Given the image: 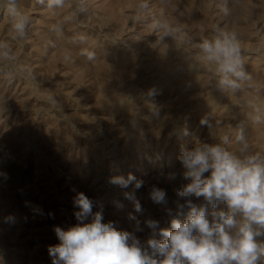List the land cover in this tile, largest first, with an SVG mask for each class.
Listing matches in <instances>:
<instances>
[{
    "label": "rangeland",
    "instance_id": "1",
    "mask_svg": "<svg viewBox=\"0 0 264 264\" xmlns=\"http://www.w3.org/2000/svg\"><path fill=\"white\" fill-rule=\"evenodd\" d=\"M245 1L246 0L240 3V0H227L230 14L225 16L221 11L224 0H197V2L196 0H128L130 5L128 2L125 3V5L123 4L125 8L124 6L122 8L120 7V10H118L119 16L116 19L111 17L110 11L105 10L106 14L103 12L104 0L103 2L102 0H85L86 7L84 6L85 10L83 12H78V0H67V6L65 5L64 8L55 10L54 15L52 10L50 11L46 7L35 4V0H21L23 10L31 17V23L25 37L18 41L11 39L12 33L7 29L6 20L0 16V33H2L0 34V38L7 40L13 48H15L19 55L20 63H25L24 65L30 66L35 77L34 80L26 79L21 73L16 76L11 84L0 79V94L3 92L0 98H5L4 104L2 100H0V264H51L48 247L59 243L54 232V227L59 226L67 230L69 227L78 223L74 215L78 209L73 206V197L76 192H83L93 200V212L103 211L104 222H119L118 226L121 224V229L116 226L118 230L131 232L142 241L149 237L150 230L141 223L140 227L143 228V231H136L135 222L129 219V213L136 215L141 221L151 218L158 220L161 228H170V220L172 217H169L167 213H165L164 206L154 204L149 199L148 193L152 186L166 190L169 201L167 207L175 211L174 201L177 197L174 189L179 187L182 183H185L180 175L183 172V168L178 159L181 149H190L197 141L204 143L210 142L209 144L217 142L213 134V129L215 128V132L218 133L217 136L225 134L230 137L234 136L233 128L228 126L225 122V119L230 116L227 114L228 110L230 114L232 110L234 112L235 110H239L235 113L232 112V114H238L240 117L242 116L250 120H248V126L246 127L249 135L253 133L251 136L247 135L251 149L253 151H264V123H254V117L257 114L255 109L259 108L261 111H264V63L261 62L264 55L262 50H259L260 39L264 36V32L262 33L261 31H264V0H247L246 2L248 4H246ZM142 3H147L149 8L141 9L140 5ZM150 4L153 5V7ZM126 5L128 6L126 7ZM258 6L260 8L257 10ZM39 7H41L42 10ZM249 8L251 9V14L253 12L254 15L246 11ZM253 9H256L255 11H257V13H255ZM107 12L108 16L111 18L107 16ZM56 13L59 15V19ZM82 14H87V17L83 18L84 15ZM133 15L138 17V19L134 18ZM120 16L122 20H120ZM259 16H261V19H259ZM250 17H252L251 21ZM106 18H108V20ZM113 19L116 21H113ZM156 20L169 21L168 23L170 25L182 29L195 43H198L204 37H210L217 25L226 27L229 30H234L235 28L236 32L239 30L237 34L240 43H242L243 62L246 70L249 68L247 71L252 77V81L250 82L251 87H245L236 96L232 95L230 92L222 93V91L216 87V80L212 77L207 67L201 70L190 68V61L186 59L183 53L184 51L177 47L178 42L176 45V42L169 37H166L164 41L170 47H168L166 51L167 55L163 52V49L155 46L157 39L156 35H159V33L153 32L152 25ZM144 21L146 22L145 27L143 26L144 31L142 30L138 33L140 29L139 26H141ZM59 22L64 25L63 36H59L51 30L52 26ZM237 22L239 24H237ZM148 24L152 26H149L151 31L146 27ZM68 27H70V29ZM137 27L139 28L137 29ZM146 32L148 35L144 34ZM49 37H51V39ZM69 37L74 38L69 39ZM139 37H143L142 40L139 39ZM90 44L93 45L91 46ZM94 47L95 49L93 50ZM149 48H151L152 51ZM82 49L95 51L96 55L99 56L98 59L96 58L94 62L88 61L86 57L80 55ZM176 49H179L180 54L173 52ZM109 50L113 53H110ZM193 51H195V48H193ZM154 53L157 54L154 55ZM173 53L177 55L175 56ZM66 54L70 57L67 60L64 58ZM150 54L152 60L151 56H149ZM160 54L164 56L162 55L161 57ZM158 55H160V58H158ZM153 56L155 59H153ZM142 58H144L143 61ZM102 59L104 61H102ZM105 59L107 60L105 61ZM99 60L100 63H98ZM128 60L131 63H129ZM153 61L158 62L153 63ZM162 62H164V64ZM166 62L169 63L168 66ZM118 63L119 65L117 66L116 64ZM131 64L134 66H131ZM157 64H159L160 67ZM172 64L174 65L173 67ZM98 65L101 66V68H99ZM141 65L150 67L147 69L146 66L143 67ZM176 65L178 67H176ZM182 66H184V68ZM152 67L155 70H153ZM166 67L170 68L173 75L176 73L175 76H173L172 73H170V76L169 73L166 74L167 71L164 72L165 70H163ZM116 68L118 69L116 70ZM258 68L260 70L263 69L260 71ZM146 70L150 71L147 73L145 72ZM124 71H127L126 74L129 77ZM160 72H163L162 76H159L161 75ZM113 73L115 74L113 75ZM120 74L121 77L119 76ZM122 76L124 78H122ZM182 77L183 79L181 81L179 78ZM56 79H58V81H56ZM116 79L118 80L116 81ZM27 80H29L28 83ZM61 80L64 82L62 83ZM159 80L164 81H160V84ZM190 80H192V82ZM125 81H127V83ZM178 81H180V83ZM25 82L29 87H26ZM190 82L191 85H189ZM182 83H186L188 86H183ZM174 84L176 86H181L185 91L183 90L182 92V89L180 87L177 88ZM210 84H212V86ZM137 85L138 87H136ZM154 85L156 88H153ZM24 86L26 89V98L29 96L38 98V96L43 95L44 98H41L40 101L38 100L37 104L36 102H26L24 100L25 97H19V93L22 89L21 87ZM58 86H60V88ZM139 87L144 90H140ZM150 88L156 90V94L151 97L147 95ZM246 88H249V90ZM27 89L28 91L31 90L29 92L32 93H29ZM174 89H176V93ZM43 91H45V94ZM184 92H187L186 95ZM37 93L39 94L37 95ZM45 95L48 96V98L45 97ZM104 95L106 96L105 98ZM206 95H208L210 99H208ZM182 96L184 97L182 98ZM239 96L242 97L240 98ZM113 97L116 99H113ZM111 99L112 101H110ZM185 99L190 100L184 101ZM204 102L206 105H204ZM115 103H118L117 105L119 106L117 107ZM119 103H121L122 106ZM113 104L114 106H112ZM219 105L222 108L221 110H219ZM218 111L220 112L218 113ZM224 116L225 118H223ZM198 117H201V119ZM202 119H209L208 123L202 124ZM216 120L220 122L221 126L217 125ZM5 125L9 129L6 128ZM17 126L18 128H16ZM7 129L9 131H7ZM13 129L15 130L13 131ZM21 129L24 131L22 132ZM185 129H187L188 135L183 134ZM13 132L15 133L12 134ZM256 132L258 135H255L257 134ZM16 133L21 136L23 134L24 137L18 138ZM136 135H138L137 137L139 139ZM12 136L15 137L12 139ZM252 136H254L255 140L258 138V141H253ZM177 137L179 139H176ZM261 137H263V139H260ZM261 140L262 143L260 142ZM254 143H257V145ZM234 145L233 143V148L235 147ZM24 147L27 148L26 150L29 149L25 152L27 155L26 158H22V148L25 150ZM109 154H111L112 157ZM98 155H100V157L102 156V160L99 159ZM35 165L37 166L35 167ZM39 170L40 172H38ZM129 173L133 174L138 180L144 182L141 188L134 189V187L130 185L127 189H122L118 185L109 183L111 177H127ZM169 173H176V179L169 180ZM36 174H38L43 181L38 179ZM46 180L48 182H46ZM8 186L9 188H7ZM32 188L35 189L32 190ZM36 188L39 189L37 190ZM73 189H75V191H73ZM38 191H40V193H38ZM124 192H134L135 200L139 201L142 209H144L142 214L135 212L133 200L126 199ZM195 202L200 203L199 200ZM219 207H224V205L220 203ZM106 208L110 209V211ZM184 211L186 213L187 209ZM211 211L212 209L209 208V219L211 218ZM49 213L52 215L50 216ZM182 217L183 216H178L176 218L183 219L184 217ZM23 224L25 225L23 226ZM40 225L45 227H41Z\"/></svg>",
    "mask_w": 264,
    "mask_h": 264
},
{
    "label": "clouds",
    "instance_id": "2",
    "mask_svg": "<svg viewBox=\"0 0 264 264\" xmlns=\"http://www.w3.org/2000/svg\"><path fill=\"white\" fill-rule=\"evenodd\" d=\"M66 2L35 0V4L52 10L53 14L64 8ZM78 3V12H83L85 0ZM140 7L146 9L148 5L142 3ZM221 11L225 16L230 14L227 0ZM0 16L6 20L12 40L25 37L31 17L23 10L21 0H0ZM51 30L59 36L64 34L62 23L54 24ZM153 32L159 33L156 47L166 53L169 47L164 42L166 37L172 38L176 45L178 42L177 47L184 51L190 67H207L222 92L237 95L251 86L252 77L244 65L236 31L217 25L210 37L195 43L182 29L165 20H156ZM80 55L90 62L97 58L96 53L88 49H82ZM69 58L66 54L65 59ZM21 73L26 79H35L31 67L20 63L13 46L0 39V79L11 84ZM155 94V89L147 92L150 97ZM0 100L5 103V99ZM255 111L254 122L264 123V111L259 108ZM201 123L208 121L202 119ZM232 128V137L217 136L215 128L213 134L217 142L197 141L190 149H181L178 159L185 183L174 189L175 214L167 207L166 190L151 187L149 199L164 206L167 215L172 217L170 228H161L158 220L141 221L129 213L136 231H143L141 223L150 230L149 237L142 241L131 232L118 230L112 221L104 222L102 211L93 212V200L83 192H76L73 206L78 209L74 213L78 223L67 230L54 227L59 243L48 247L51 264H264V151L251 149L243 121ZM183 134L188 135L187 129ZM176 177V173L168 174L169 180ZM109 183L122 189L130 185L139 189L144 184L131 173L127 177L113 176ZM124 196L133 200L136 213H143L134 192H124ZM220 203L224 207H219ZM209 208L212 209L210 219ZM178 216L184 218H176Z\"/></svg>",
    "mask_w": 264,
    "mask_h": 264
},
{
    "label": "bare ground",
    "instance_id": "3",
    "mask_svg": "<svg viewBox=\"0 0 264 264\" xmlns=\"http://www.w3.org/2000/svg\"><path fill=\"white\" fill-rule=\"evenodd\" d=\"M86 1H87V0H86ZM122 1H123L124 3H123ZM243 1H244V0H243ZM243 1L240 0V3H241V2L243 3ZM246 1H247V0H246ZM246 1H245V2H246ZM262 1H263V0H262ZM68 2H69V1H68ZM68 2H67V3H68ZM70 2H72V1H70ZM100 2H101V1H100ZM102 2H103V0H102ZM127 2H128V0H104V3H103V9H104V10H103V12H105V10L110 11V13H111V17L117 19L118 16H119V11H118V10H120V7L122 8V7L125 5V3H127ZM131 2H132V1H131ZM150 2H151V1H150ZM152 2H153V1H152ZM196 2H197V0H196ZM263 2H264V1H263ZM67 3H66V4H67ZM72 3H73V2H72ZM66 4H65V5H66ZM89 4H90V3H89ZM123 4H124V5H123ZM128 4L130 5L129 2H128ZM133 4H134V3H133ZM151 4H152V3H151ZM151 4H150V5H151ZM191 4H192V3H191ZM246 4H248V3L246 2ZM246 4H245V5H246ZM250 4H251V3H250ZM256 4H257V3H256ZM256 4H255V5H256ZM258 4H260V3H258ZM37 5H38V4H37ZM71 5H73V4H71ZM136 5H137V4H136ZM153 5H154V3H153ZM153 5H151V6L153 7ZM243 5H244V4H243ZM66 6H67V5H66ZM68 6H69V5H68ZM84 6H85V5H84ZM91 6H92V5H91ZM127 6H128V5H126V7H127ZM133 6H134V5H133ZM133 6H132V7H133ZM186 6H187V5H186ZM250 6H251V5H250ZM76 7H77V6H76ZM85 7H86V6H85ZM98 7H99V5H98ZM152 7H151V8H152ZM245 7H246V6H245ZM245 7H244V8H245ZM39 8L41 9V7H39ZM95 8H96V6H95ZM100 8H101V7H100ZM124 8H125V6H124ZM148 8H149V7H148ZM155 8H156V7H155ZM187 8H188V7H187ZM250 8H251V7H250ZM250 8H249V9H250ZM252 8H253V6H252ZM252 8H251V9H252ZM254 8H255V7H254ZM259 8H260V7L258 6L257 10H258ZM262 8H263V7H262ZM88 9H89V7H88ZM97 9H98V8H97ZM97 9H96V10H97ZM249 9L246 10V11H249L250 14H251V9H250V10H249ZM41 10H42V9H41ZM45 10H47V9H45ZM63 10H64V9H63ZM123 10H124V9H123ZM126 10H127V9H126ZM130 10H131V9H130ZM185 10H186V9H185ZM253 10H254V9H253ZM255 10H256V9H255ZM255 10H254V11H255ZM261 10H262V9H261ZM50 11H51V10H50ZM72 11H74V10H72ZM190 11H191V10H190ZM192 11H193V10H192ZM42 12H43V11H42ZM59 12H60V11H59ZM129 12H130V11H129ZM204 12H205V11H204ZM60 13H61V12H60ZM71 13H72V12H71ZM75 13H76V12H75ZM75 13H74V14H75ZM93 13H94V11H93ZM121 13H122V12H121ZM125 13H126V12H125ZM154 13H155V12H154ZM154 13H153V14H154ZM255 13H257V11H255ZM263 13H264V12H263ZM39 14H40V13H39ZM51 14H52V13H51ZM105 14H106V12H105ZM123 14H124V11H123ZM248 14H249V13H248ZM252 14L254 15L253 12H252ZM252 14H251V15H252ZM258 14H259V13H258ZM48 15H49V14H48ZM53 15H54V14H53ZM56 15H57V13H56ZM80 15H81V13H80ZM82 15H84L83 18H84V17H87V14H82ZM124 15H125V14H124ZM126 15L129 16L128 14H126ZM130 15H131V14H130ZM134 15H135V14H134ZM134 15H133V16H134ZM150 15H151V14H150ZM242 15H243V14H242ZM263 15H264V14H263ZM57 16H58V19H59V15H57ZM63 16H64V15H63ZM74 16H75V15H74ZM77 16H78V15H77ZM95 16H96V15H95ZM95 16H94V17H95ZM107 16H108V12H107ZM248 16H249V15H248ZM261 16H262V15H261ZM261 16H259V19H261V18H260ZM47 17H48V16H47ZM55 17H56V16H55ZM108 17H110V16H108ZM111 17H110V18H111ZM122 17H123V16H122ZM148 17H149V16H148ZM237 17H239V16H237ZM241 17H242V16H241ZM255 17H256V16H255ZM263 17H264V16H263ZM51 18H52V17H51ZM98 18H99V17H98ZM100 18H101V17H100ZM125 18H126V17H125ZM128 18H130V17H128ZM128 18H127V19H128ZM131 18H132V15H131ZM131 18H130V19H131ZM134 18L138 19V17H135V16H134ZM134 18H133V19H134ZM222 18H223V17H222ZM251 18H252V17H250V21H251ZM68 19H69V18H68ZM88 19H89V18H88ZM92 19H93V18H92ZM106 19L108 20V18H106ZM127 19H126V20H127ZM142 19H144V18H142ZM148 19H149V18H148ZM153 19H154V18H153ZM244 19H245V18H244ZM253 19L255 20L254 17H253ZM262 19H263V18H262ZM60 20H61V19H60ZM62 20H63V19H62ZM114 20H115V19H113V21H114ZM120 20H122L121 16H120ZM123 20H124V19H123ZM134 20H135V19H134ZM144 20H146V19H144ZM55 21H56V20H55ZM64 21H65V20H64ZM115 21H116V20H115ZM124 21H125V20H124ZM149 21H150V20H149ZM152 21H153V20H152ZM152 21H151V22H152ZM256 21H257V20H256ZM51 22H52V20H51ZM57 22H58V21H57ZM100 22H101V21H100ZM119 22H120V21H119ZM132 22H133V21H132ZM147 22H148V21H147ZM151 22H150V23H151ZM168 22H169V21H168ZM261 22H262V21H261ZM59 23H60V22H59ZM124 23H125V22H124ZM124 23H123V25H124ZM134 23H135V22H134ZM226 23H227V22H226ZM263 23H264V21H263ZM263 23H262V24H263ZM64 24H65V23H64ZM140 24H141V23H140ZM233 24H234V23H233ZM237 24H239V23L237 22ZM137 25H138V24H137ZM145 25H146V22L144 21V22L141 24L142 27L139 26L140 29H139V32H138V33H140L142 30L144 31L143 26L145 27ZM63 26H64V25H63ZM95 26H96V25H95ZM149 26H150V25L148 24L146 27L150 29V27H152L153 25L150 26V27H149ZM235 26H236V25H235ZM139 27H137V29H138ZM231 27H232V26H231ZM241 27H242V24H241ZM3 28H4V27H3ZM65 28H66V26H65ZM68 28L70 29V27H68ZM147 28H146V30H147ZM236 28H237V27H236ZM244 28H245V26H244ZM7 29H8V28H7ZM35 29H36V28H35ZM38 29H39V28H38ZM38 29H37V30H38ZM42 29H43V28H42ZM71 29H72V28H71ZM98 29H99V28H98ZM137 29H136V30H137ZM239 29H242V28H239ZM248 29H249V27H248ZM248 29H247V30H248ZM44 30H46V29H44ZM44 30H43V31H44ZM131 30H132V29H131ZM146 30H145V31H146ZM258 30H259V29H258ZM7 31H8V30H7ZM34 31H35V30H34ZM46 31H47V30H46ZM73 31H74V30H73ZM149 31H151V29H150ZM234 31H236L235 28H234ZM238 31H239V30H238ZM238 31H237V32H238ZM242 31H243V30H242ZM242 31H240V32H242ZM261 31H262V33L264 32L263 30H261ZM261 31H260V32H261ZM4 32H5V31H4ZM38 32H39V30H38ZM40 32H41V31H40ZM246 32H247V31H246ZM47 33H48V32H47ZM72 33H74V32H72ZM72 33H70V34H72ZM134 33H135V32H134ZM0 34H2V33H0ZM40 34H41V33H40ZM49 34H50V31H49ZM74 34H76V33H74ZM74 34H73V35H74ZM129 34H130V33H129ZM141 34H142V33H141ZM144 34H147V32L144 33ZM240 34H243V33H240ZM41 35H43V34H41ZM139 35H140V34H139ZM142 35H143V34H142ZM147 35H148V34H147ZM129 36H130V35H129ZM51 37H52V36H51ZM51 37H49V38L51 39ZM144 37H145V36H144ZM2 38H3V37H2ZM65 38H66V37H65ZM70 38H74V37H69V39H70ZM131 38H132V37H131ZM133 38H134V37H133ZM135 38H136V37H135ZM142 38H143V37H142ZM142 38L139 37V39H141V40H142ZM243 38H244V37H243ZM0 39H1V38H0ZM71 40H72V39H71ZM71 40H70V41H71ZM88 40H89V38H88ZM141 40H140V41H141ZM147 40H148V38H147ZM51 41H52V40H51ZM89 41H90V40H89ZM145 41H146V39H145ZM167 41H168V40H167ZM49 42H50V41H49ZM64 42H65V41H64ZM141 42H142V41H141ZM72 43H73V42H72ZM76 43H77V42H76ZM92 43H93V42H92ZM65 44H66V43H65ZM69 44H70V43H69ZM77 44H78V43H77ZM144 44H145V43H144ZM150 44H151V42H150ZM241 44H242V43H241ZM90 45L92 46L93 44H90ZM80 46H81V45H80ZM88 46H89V43H88ZM146 46H147V45H146ZM150 46H151V45H150ZM14 47H15V46H14ZM70 47H71V45H70ZM76 47H77V46H76ZM82 47H83V46H82ZM86 47H87V45H86ZM71 48H72V47H71ZM79 48H80V47H79ZM114 48H115V47H114ZM169 48H170V47H169ZM14 49H15V48H14ZM74 49H75V48H74ZM94 49H95V47L93 48V50H94ZM146 49H147V48H146ZM149 49H151V48H149ZM155 49H156V48H155ZM161 49H163V48H161ZM174 49H175V48H174ZM260 49L262 50L263 55H264V36H262V38L260 39V42H259V50H260ZM56 50H57V49H56ZM76 50H77V48H76ZM102 50H103V49H102ZM159 50H160V49H159ZM159 50H158V51H159ZM171 50H172V49H171ZM171 50H170V51H171ZM36 51H37V50H36ZM58 51H59V50H58ZM103 51H105V50H103ZM110 51H111V50H109V52H110ZM151 51H152V49H151ZM49 52H50V51H49ZM76 52H77V51H76ZM94 52H95V51H94ZM145 52H146V51H145ZM168 52H169V50H168ZM173 52H177V53H179V49H178V50L176 49V50L173 51ZM258 52H259V51H258ZM99 53H100V52H99ZM99 53H98V54H99ZM110 53H113V52H110ZM135 53H136V52H135ZM170 53H171V52H170ZM181 53H182V52H181ZM183 53H184V52H183ZM25 54H26V53H25ZM100 54H101V53H100ZM108 54H109V53H108ZM108 54H107V55H108ZM156 54H157V53H154V55H156ZM166 54H167V53H166ZM173 54L175 55V53H173ZM179 54H180V53H179ZM184 54H185V53H184ZM73 55H74V54H73ZM101 55H102V54H101ZM160 55H161V54H160ZM160 55H158V58H160V57H159ZM162 55H163V54H162ZM162 55H161V57H162ZM167 55H168V54H167ZM169 55H170V54H169ZM171 55H172V54H171ZM174 55H173V56H174ZM176 55H177V54H176ZM176 55H175V56H176ZM104 56H105V54H104ZM149 56H151V54H150ZM163 56H164V55H163ZM173 56H172V57H173ZM185 56H186V55H185ZM246 56H247V55H246ZM98 57H99V56L97 55V59H98ZM111 57H112V56H111ZM114 57H115V56H114ZM153 57H154V56H153ZM169 57H170V56H169ZM178 57H179V56H178ZM64 58H65V57H64ZM64 58H63V59H64ZM76 58H77V57H76ZM129 58H130V57H129ZM129 58H127V59H129ZM149 58H150V57H149ZM256 58H257V57H256ZM111 59H112V58H111ZM131 59H132V58H131ZM153 59H155V57H154ZM164 59H165V57H164ZM169 59H170V58H169ZM173 59H174V58H173ZM106 60H107V59H105V61H106ZM108 60H109V59H108ZM113 60H115V59H113ZM137 60H138V59H137ZM140 60H141V59H140ZM143 60H144V58H142V61H143ZM151 60H152V56H151ZM262 60H263V61H262ZM262 60H261V62L264 63V58H263V57H262ZM68 61H69V60H68ZM102 61H104V60L102 59ZM109 61H110V60H109ZM128 61H129V60H128ZM158 61H159V60H158ZM158 61H157V62H158ZM21 62H22V61H21ZM71 62H72V61H71ZM111 62H112V60H111ZM111 62H110V64H111ZM132 62H133V61H132ZM135 62H136V60H135ZM149 62H150V61H149ZM154 62H156V61H153V63H154ZM157 62H156V63H157ZM159 62H160V61H159ZM167 62H168V61H167ZM167 62H166V63H167ZM169 62H170V61H169ZM64 63H65V62H64ZM98 63H100V60H99ZM108 63H109V62H108ZM112 63H113V62H112ZM114 63H115V61H114ZM125 63H126V62H125ZM129 63H131V62L129 61ZM129 63H127V64H129ZM138 63H139V62H138ZM142 63H143V62H142ZM162 63L164 64V62H162ZM178 63H179V62H178ZM24 64H25V63H24ZM90 64H91V63H90ZM110 64H108V65H110ZM144 64H145V63H144ZM159 64H160V63H159ZM159 64H157V65H159ZM168 64H169V63H167V66H168ZM174 64H175V63H174ZM260 64H261V63H260ZM105 65H106V64H105ZM116 65L118 66L119 63L116 64ZM120 65H121V64H120ZM148 65H149V64H148ZM153 65H154V64H153ZM165 65H166V64H165ZM165 65H164V66H165ZM65 66H66V64H65ZM76 66H77V65H76ZM98 66H99V65H98ZM98 66H97V68H98ZM131 66H134V65L131 64ZM141 66L144 67V66H146V65H141ZM151 66H152V63H151ZM169 66H170V65H169ZM173 66H174V65L172 64V67H173ZM71 67H72V66H71ZM139 67H140V66H139ZM146 67H147V66H146ZM149 67H150V66H149ZM149 67H147V69H149ZM153 67H155V66H153ZM153 67H152V68H153ZM157 67H158V66H157ZM159 67H160V65H159ZM159 67H158V68H159ZM172 67H171V69H172ZM176 67H178V66L176 65ZM180 67H181V66H180ZM182 67L184 68V66H182ZM185 67H186V66H185ZM187 67H188V66H187ZM256 67H257V66H256ZM99 68H101V66H99ZM99 68H98V69H99ZM114 68H115V67H114ZM158 68H157V69H158ZM190 68H191V67H190ZM103 69H104V68H103ZM105 69H106V68H105ZM117 69H118V68H116V70H117ZM120 69H121V68H120ZM136 69H137V68H136ZM142 69H143V68H142ZM142 69H141V70H142ZM175 69H176V68H175ZM177 69H181V68H177ZM248 69H249V68H248ZM248 69H247V70H248ZM262 69H263V68H262ZM262 69H261V70H262ZM47 70H48V69H47ZM123 70H124V69H123ZM137 70H138V69H137ZM153 70H155V69L153 68ZM153 70H151V71H153ZM163 70H165L164 72L167 71L166 74L169 73V76H170V73H172V71L170 70L169 67H166V68L163 69ZM173 70H174V69H173ZM199 70H201V69H199ZM258 70H260V69L258 68ZM261 70H260V71H261ZM108 71H110V70H108ZM120 71H121V70H120ZM138 71H139V70H138ZM143 71H144V70H143ZM149 71H150V70H148V71L146 70L145 72L148 73ZM160 71H161V70H160ZM179 71H180V70H179ZM191 71H192V70H191ZM253 71H254V70H253ZM253 71H251V72H253ZM100 72H102V71H100ZM113 72H114V70H113ZM118 72H119V71H118ZM118 72H117V73H118ZM124 72H125V71H124ZM126 72H127V71H126ZM126 72H125V74H126ZM134 72H135V71H134ZM134 72H133V73H134ZM140 72H141V71H140ZM154 72H156V71H154ZM177 72H178V71H177ZM69 73H70V72H69ZM107 73H108V72H107ZM121 73H122V72H121ZM137 73H138V72H137ZM160 73H161V75H159V76H162V75H163V74H162L163 72H160ZM179 73H180V72H179ZM185 73H186V72H185ZM187 73H188V72H187ZM191 73H192V72H191ZM83 74H84V73H83ZM103 74H105V73H103ZM114 74H115V73H113V75H114ZM118 74H119V73H118ZM123 74H124V73H123ZM123 74H122V75H123ZM155 74H156V73H155ZM158 74H159V72H158ZM166 74H165V75H166ZM175 74H176V73H175ZM175 74L173 75V73H172L173 76H175ZM181 74H182V73H181ZM194 74H195V73H194ZM194 74H193V76H194ZM249 74H250V73H249ZM100 75H101V74H100ZM126 75H127V74H126ZM134 75H135V74H134ZM136 75H137V74H136ZM136 75H135V76H136ZM140 75H142V74H140ZM145 75H146V77H147V74H146V73H145ZM148 75H149V74H148ZM151 75H152V73H151ZM153 75H154V74H153ZM156 75H157V74H156ZM156 75H155V77H156ZM182 75H183V74H182ZM186 75H188V74H186ZM52 76H53V75H52ZM52 76H51V78H52ZM119 76L121 77V74H120ZM119 76H118V79H119ZM124 76H125V75H124ZM127 76H128V75H127ZM137 76H138V75H137ZM183 76H184V75H183ZM112 77H113V76H112ZM112 77H111V78H112ZM125 77H126V76H125ZM128 77H129V76H128ZM131 77H132V76H131ZM149 77H150V76H149ZM149 77H148V78H149ZM151 77H152V76H151ZM157 77H158V75H157ZM164 77H165V76H164ZM207 77H208V76H207ZM38 78H39V77H38ZM111 78H110V79H111ZM122 78H124V77L122 76ZM141 78H142V76H141ZM159 78H160V77H159ZM162 78H163V77H162ZM185 78H186V77H185ZM187 78H188V77H187ZM80 79H81V78H80ZM106 79H107V77H106ZM108 79H109V78H108ZM114 79H115V78H114ZM118 79H116V81H117ZM126 79H127V78H126ZM133 79H134V78H133ZM166 79H167V77H166ZM166 79H165V80H166ZM174 79H175V77H174ZM174 79H173V80H174ZM179 79H181V81H182L183 77H182V78H179ZM206 79H207V78H206ZM214 79H215V78H214ZM33 80H34V79H33ZM84 80H85V79H84ZM98 80H100V79H98ZM127 80H128V79H127ZM142 80H143V79H142ZM156 80H157V78H156ZM156 80H154V81H156ZM161 80H162V79H161ZM161 80H159V82H160ZM188 80H189V79H188ZM204 80H205V79H204ZM28 81H29V80H27V83H28ZM41 81H42V80H41ZM56 81H58V79H56ZM86 81H87V79H86ZM106 81H107V80H106ZM111 81H112V80H111ZM111 81H110V82H111ZM154 81H153V82H154ZM163 81H164V80H163ZM163 81H161V82H163ZM186 81H187V80H186ZM190 81L192 82V80H190ZM193 81H194V80H193ZM198 81H200V80H198ZM212 81H213V80H212ZM255 81H256V80H255ZM61 82H62V80H61ZM63 82H64V81H63ZM63 82H62V83H63ZM67 82H68V81H67ZM87 82H88V81H87ZM110 82H109V83H110ZM114 82H115V81H114ZM122 82H123V80H122ZM125 82L127 83V81H125ZM125 82H124V83H125ZM132 82H133V81H132ZM151 82H152V81H151ZM161 82H160V84H161ZM167 82H168V81H167ZM178 82L180 83V81H178ZM183 82H184V81H183ZM191 82H190L189 85H191ZM14 83H15V82H14ZM25 83H26V82H25ZM25 83H24V84H25ZM27 83H26V87H29V86H27ZM46 83H47V82H46ZM53 83H54V82H53ZM59 83H60V82H59ZM105 83H106V82H105ZM111 83H112V82H111ZM118 83H119V82H118ZM207 83H208V82H207ZM212 83H213V82H212ZM31 84H32V83H31ZM56 84H57V82H56ZM56 84H55V85H56ZM107 84H108V83H107ZM121 84H122V83H121ZM130 84H131V82H130ZM136 84H137V82H136ZM175 84H176V83H175ZM175 84H174V85H175ZM187 84H188V82H187ZM187 84H186V83H185V84L182 83L183 86H184V85H187ZM193 84H194V83H193ZM204 84H205V83H204ZM18 85H19V84H18ZM28 85H29V84H28ZM58 85H59V84H58ZM60 85H61V84H60ZM101 85H102V84H101ZM109 85H111V84H109ZM125 85H127V84H125ZM144 85H145V84H144ZM150 85H151V84H150ZM150 85H148V86H150ZM158 85H159V84H158ZM179 85H180V84H179ZM208 85H209V84H208ZM210 85L212 86V84H210ZM216 85H217V84H216ZM253 85L255 86L254 83H253ZM51 86H52V85H51ZM56 86H57V85H56ZM69 86H70V85H69ZM132 86H133V85H132ZM154 86H155V85H154ZM154 86H153V88H156V86H155V87H154ZM171 86H172V85H171ZM175 86H176V85H175ZM187 86H188V85H187ZM9 87H10V86H9ZM48 87H50V86H48ZM58 87L60 88V86H58ZM65 87H66V86H65ZM100 87H101V86H100ZM136 87H138V85H137ZM144 87H145V86H144ZM150 87H151V86H150ZM157 87H158V86H157ZM176 87H177V88L180 87V88L182 89L181 86H176ZM216 87L218 88V86H216ZM250 87H251V86H250ZM1 88H2V87H1ZM3 88H4V87H3ZM21 88H22V89H21V92L19 93V97H20V98H23V97L26 96V91H25L26 89H25V86H24V87H21ZM61 88H62V87H61ZM147 88H149V87H147ZM151 88H152V87H151ZM151 88H150V89H151ZM177 88H176V89H177ZM184 88H185V87H184ZM190 88H191V87H190ZM190 88H189V90H190ZM209 88H210V87H209ZM209 88H208V89H209ZM214 88H215V87H214ZM32 89H33V88H32ZM101 89H102V88H101ZM101 89H100V91H101ZM104 89H106V88H104ZM104 89H103V90H104ZM111 89H112V88H111ZM136 89H137V88H136ZM139 89H140V87H139ZM141 89H143V88H141ZM141 89H140V90H141ZM176 89H174V90H175V93H176ZM186 89H187V88H186ZM246 89H247V88H246ZM1 90H2V89H1ZM3 90H4V89H3ZM106 90H107V89H106ZM106 90H105V91H106ZM117 90H118V89H117ZM126 90H127V89H126ZM143 90H144V89H143ZM147 90H148V89H147ZM167 90H168V88H167ZM183 90H184V89H182L181 91L183 92ZM203 90H204V89H203ZM216 90H217V89H216ZM242 90H243V89H242ZM247 90H249V88H248ZM27 91H28V89H27ZM29 91H31V90H29ZM29 91H28V92H29ZM47 91H48V90H47ZM70 91H71V90H70ZM184 91H185V90H184ZM209 91H210V90H209ZM217 91H218V90H217ZM252 91H253V90H252ZM51 92H53V91H51ZM55 92H56V91H55ZM62 92H63V91H62ZM103 92H104V91H103ZM106 92H107V91H106ZM108 92H109V91H108ZM2 93H3V92H2ZM2 93H1V94H2ZM4 93H5V92H4ZM29 93H32V92H29ZM40 93H41V92H40ZM43 93L45 94V91H43ZM53 93H54V92H53ZM112 93H113V92H112ZM159 93H160V92H159ZM168 93H169V92H168ZM170 93H171V91H170ZM175 93H174V94H175ZM180 93H181V92H180ZM186 93H187V92H186ZM186 93L184 92L185 95H186ZM212 93H213V91H212ZM219 93H220V91H219ZM222 93H223V92H222ZM226 93H227V92H226ZM239 93H240V92H239ZM245 93H246V92H245ZM1 94H0V96H1ZM38 94H39V93H37V95H38ZM65 94H66V93H65ZM98 94L101 95L100 93H98ZM109 94H110V93H109ZM136 94H137V93H136ZM136 94H135V95H136ZM165 94H166V93H165ZM172 94H173V92H172ZM177 94H178V93H177ZM177 94H176V95H177ZM184 94H183V95H184ZM208 94H210V93H208ZM216 94H217V93H216ZM229 94H230V93H229ZM30 95H31V94H30ZM41 95H42V94H41ZM46 95H47V94H46ZM46 95H45V97L48 98V96H46ZM102 95H103V94H102ZM181 95H182V93H181ZM226 95H227V94H226ZM21 96H22V97H21ZM43 96H44V95H43ZM43 96H38V98L35 97V96H34L35 98L32 97V96H29V97H27V98L25 97L24 100H25L26 102L29 101V103H31V102H36V104H37V101H38V100L40 101L41 98H44ZM56 96H57V95H56ZM64 96H65V95H64ZM178 96H179V94H178ZM198 96H199V95H198ZM206 96H208V95H206ZM221 96H222V95H221ZM228 96H229V95H228ZM235 96H236V95H235ZM14 97H15V96H14ZM14 97H12V98H14ZM16 97H17V96H16ZM97 97H98V95H97ZM105 97H106V96L104 95V98H105ZM107 97H108V96H107ZM168 97H169V96H168ZM170 97H171V96H170ZM183 97H184V96H182V98H183ZM223 97H224V96H223ZM239 97H240V96H239ZM241 97H242V96H241ZM241 97H240V98H241ZM248 97H249V96H248ZM66 98H67V97H66ZM114 98H115V97H113V99H114ZM180 98H181V97H180ZM189 98H190V97H189ZM230 98H231V96H230ZM4 99H5V98H4ZM45 99H46V98H45ZM115 99H116V98H115ZM144 99H145V98H144ZM150 99H151V98H150ZM191 99H192V97H191ZM208 99H210L209 96H208ZM213 99H215V98H213ZM219 99H221V98H219ZM225 99H226V98H225ZM17 100H18V99H17ZM21 100H23V99H21ZM104 100H105V99H104ZM137 100H138V99H137ZM187 100H188V99H187ZM187 100L185 99L184 101H187ZM189 100H190V99H189ZM189 100H188V101H189ZM245 100H246V99H245ZM49 101H50V100H49ZM102 101H103V100H102ZM110 101H112V99H111ZM120 101H121V100H120ZM205 101H206V100H205ZM208 101H209V100H208ZM212 101H214V100H212ZM228 101H229V100H228ZM256 101H257V100H256ZM256 101H254V102H256ZM2 102H3V101H2ZM144 102H145V101H144ZM195 102H196V101H195ZM198 102H199V101H198ZM202 102H203V100H202ZM216 102H217V101H216ZM222 102H224V101H222ZM247 102H248V101H247ZM251 102H252V101H251ZM251 102H250V103H251ZM15 103H16V102H15ZM47 103H48V102H47ZM106 103H108V102H106ZM139 103H140V102H139ZM170 103H172V102H170ZM170 103H169V104H170ZM189 103H190V102H189ZM191 103H192V102H191ZM199 103H201V102H199ZM204 103H205V102H204ZM220 103H221V102H220ZM228 103H229V102H228ZM233 103H234V102H233ZM235 103H236V102H235ZM258 103H259V102H258ZM24 104H25V103H24ZM115 104H116V103H115ZM117 104H118V103H117ZM117 104H116V105H117ZM119 104L122 106L121 103H119ZM149 104H150V103H149ZM192 104H193V103H192ZM197 104H198V103H197ZM212 104H213V102H212ZM218 104H219V103H218ZM226 104H227V101H226ZM195 105H196V104H195ZM200 105H201V104H200ZM204 105H206V103H205ZM207 105H208V102H207ZM222 105H223V104H222ZM224 105H225V104H224ZM233 105H234V104H233ZM43 106H44V105H43ZM106 106H107V105H106ZM112 106H114V104H113ZM118 106H119V105H117V107H118ZM124 106H125V105H124ZM214 106H215V103H214ZM214 106H213V107H214ZM228 106H229V104H228ZM238 106H239V105H238ZM14 107H15V105H14ZM143 107H144V106H143ZM168 107H170V106H168ZM202 107H203V106H202ZM219 107H220V105H219ZM219 107L217 106L218 109H219ZM223 107H224V106H223ZM194 108H195V107H194ZM217 108H216V109H217ZM225 108H226V107H225ZM225 108H224V109H225ZM233 108H234V107H233ZM246 108H247V107H246ZM252 108H253V106H252ZM199 109H200V107H199ZM202 109H203V108H202ZM204 109H205V108H204ZM218 109H217V110H218ZM221 109H222V108L220 107L219 110H221ZM231 109H232V107H231ZM130 110H132V109H130ZM130 110H129V111H130ZM211 110H212V109H211ZM217 110H216V112H217ZM226 110H227V109H226ZM250 110H251V109H250ZM238 111H239V110H237V111L235 110V112H238ZM247 111H249V110H247ZM251 111H254V110H251ZM201 112H202V111H201ZM219 112H220V111H218V113H219ZM232 112H234V111L232 110ZM232 112H231V114H230L229 110H228V113L225 112V113H227V114L230 115V116H228V117L225 119V122L228 124V126H231V127H232V126H235V125H236L237 123H239L240 121H243V122L246 124V126H248V120H249L248 118H243L242 116L240 117L238 114H232ZM235 112H234V113H235ZM240 112H241V110H240ZM249 112H250V111H249ZM130 113H131V112H130ZM135 113H136V111H135ZM218 113H217V114H218ZM242 113H243V112H242ZM21 114H22V113H21ZM201 114H202V113H201ZM210 114H211V113H210ZM221 114H222V113H221ZM221 114H220V115H221ZM223 114H224V113H223ZM239 114L242 115L241 113H239ZM8 116H9V115H8ZM68 116H69V115H68ZM200 116H201V115H200ZM212 116H213V115H212ZM214 116H215V115H214ZM216 116H218V115H216ZM222 116H223V115H222ZM245 116H246V115H245ZM248 116H249V115H248ZM21 117H22V116H21ZM23 117H24V116H23ZM206 117H207V116H206ZM206 117H205V118H206ZM210 117H211V116H210ZM219 117H220V116H219ZM246 117H247V116H246ZM198 118L201 119V117H198ZM214 118H215V117H214ZM223 118H225V116H224ZM8 119H9V118H8ZM210 119H212V118H210ZM215 119H217V118H215ZM215 119H214V120H215ZM251 119H252V118H251ZM137 120H138V119H137ZM208 120H209V119H207V121H208ZM212 120H213V119H212ZM221 120H222V119H221ZM223 120H224V119H223ZM6 121H7V120H6ZM157 121H158V120H157ZM174 121H175V120H174ZM216 121H218V120H216ZM249 121H250V120H249ZM2 122H5V121H2ZM123 122H124V121H123ZM126 122H127V121H126ZM162 122H163V121H162ZM170 122H172V121H170ZM10 123H11V122H10ZM69 123H70V122H69ZM254 123H255V122H254ZM254 123H253V124H254ZM8 124H9V123H8ZM23 124H24V123H23ZM131 124H133V123H131ZM249 124H250V122H249ZM253 124H252V125H253ZM215 125H216V124H215ZM225 125H226V124H225ZM252 125H250V126H252ZM254 125H257V124H254ZM9 126H10V125H9ZM129 126H130V125H129ZM133 126H134V125H133ZM138 126H139V125H138ZM165 126H166V125H165ZM220 126H221V124H220ZM257 126H259V125H257ZM5 127H6V125H5ZM22 127H23V126H22ZM24 127H26V126H24ZM113 127H114V126H113ZM167 127H168V126H167ZM224 127H225V126H224ZM2 128H4V127H2ZM6 128H8V127H6ZM16 128H18V126H17ZM26 128H27V127H26ZM117 128H118V127H117ZM222 128H223V127H222ZM251 128H252V127H251ZM258 128H259V127H258ZM8 129H9V128H8ZM8 129H7V131H9ZM139 129H140V128H139ZM223 129H224V128H223ZM223 129H222V130H223ZM248 129H249V128H248ZM4 130H5V129H4ZM14 130H15V129H13V131H14ZM16 130H17V129H16ZM26 130H27V129H26ZM170 130H171V129H170ZM170 130H169V131H170ZM261 130H262V129H261ZM261 130H260V131H261ZM18 131H19V130H18ZM21 131H22V129H21ZM23 131H24V130H23ZM23 131H22V132H23ZM161 131H162V130H161ZM172 131H173V130H172ZM198 131H199V130H198ZM230 131H231V130H230ZM2 132H3V131H2ZM4 132H5V131H4ZM11 132H12V131H11ZM194 132H195V131H194ZM196 132H197V131H196ZM254 132H255V131H254ZM6 133H7V132H6ZM6 133H5V134H6ZM14 133H15V132H13L12 134H14ZM172 133H173V132H172ZM172 133H171V134H172ZM201 133H202V132H201ZM216 133H217V132H216ZM256 133H257V132H256ZM259 133H260V132H259ZM262 133H263V132H262ZM262 133H261V134H262ZM27 134H28V133H27ZM90 134H91V133H90ZM90 134H89V135H90ZM134 134H135V133H134ZM167 134H168V133H167ZM169 134H170V133H169ZM197 134H198V133H197ZM254 134H255V133H254ZM9 135H10V134H9ZM24 135H25V133H24ZM130 135H131V134H130ZM132 135H133V134H132ZM202 135H204V134H202ZM210 135H211V134H210ZM217 135H218V133H217ZM247 135H248V136H251V135H253V133H252L251 135H249V134L247 133ZM255 135H258V133L255 134ZM5 136H6V135H5ZM16 136H17L18 138H19V137H24L23 134H22V136H21L20 134H17V133H16ZM133 136H134V135H133ZM137 136H138V135H136V137H137ZM170 136H171V135H170ZM170 136H169V138H170ZM176 136H177V135H176ZM180 136H181V135H180ZM191 136H192V135H191ZM6 137H7V136H6ZM13 137H15V136H12L11 138L13 139ZM128 137H129V135H128ZM128 137H127V138H128ZM136 137H135V138H136ZM166 137H167V136H166ZM252 137H253V141H254V140H255V139H254V136H252ZM25 138H26V137H25ZM130 138H132V137H130ZM137 138H138V137H137ZM172 138H173V137H172ZM138 139H139V138H138ZM176 139H179V138L177 137ZM199 139H200V138H199ZM201 139H202V138H201ZM257 139H258V138H257ZM257 139H256V140H257ZM260 139H263V137H261ZM260 139H259V140H260ZM134 140H135V139H134ZM169 140H170V139H169ZM256 140H255V141H256ZM8 141H9V140H8ZM16 141H17V140H16ZM135 141H137V140H135ZM257 141H258V140H257ZM17 142H18V141H17ZM36 142H37V141H36ZM133 142H134V141H133ZM260 142L262 143V140H261ZM263 142H264V141H263ZM177 143H178V142H177ZM209 143H210V142H209ZM212 143H213V142H212ZM18 144H19V143H18ZM24 144H25V143H24ZM27 144H28V143H27ZM254 144L257 145V143H254ZM19 145H20V144H19ZM16 146H17V145H16ZM22 146H23V145H22ZM33 146H34V145H33ZM100 146H101V145H100ZM234 146H235V145H234ZM260 146H261V145H260ZM19 147H20V146H19ZM25 147H26V146H25ZM25 147H24V148H25ZM106 147H107V146H106ZM108 147H109V146H108ZM257 147H258V146H257ZM101 148H103V147H101ZM109 148H110V147H109ZM26 149H27V148H25V150H23V148H22V158H26V157H27V155L25 154V152L28 151L29 149H28V150H26ZM55 149H56V148H55ZM110 149H111V148H110ZM121 149H122V148H121ZM259 149H260V148H259ZM261 149H262V147H261ZM17 150H18V149H17ZM17 150H16V151H17ZM99 150H100V149H99ZM102 150H103V149H102ZM107 150H108V149H107ZM16 151H15V155H16ZM19 151H20V150H19ZM19 151H18V152H19ZM116 151H117V150H116ZM30 152H31V151H30ZM101 152H102V151H101ZM101 152H100V153H101ZM107 152H108V151H107ZM107 152H106V153H107ZM102 153H103V152H102ZM109 153H110V152H109ZM19 154H20V153H19ZM92 155H93V154H92ZM100 155H101V154H100ZM100 155H98V156H99V159H101V157H102V156L100 157ZM105 155H106V154H105ZM109 155H111V154H109ZM5 156H6V155H5ZM30 156H32V155H30ZM19 157H21V156H19ZM63 157H64V156H63ZM93 157H94V155H93ZM104 157H105V156H104ZM111 157H112V155H111ZM14 158H15V157H14ZM97 159H98V158H97ZM18 160H19V158H18ZM29 160H30V159H29ZM101 160H102V159H101ZM106 160H107V159H106ZM21 161H22V160H21ZM21 161H20V162H21ZM34 161H35V160H34ZM4 162H5V161H4ZM35 162H36V161H35ZM36 163H37V162H36ZM99 163H100V162H99ZM5 164H6V163H5ZM95 164H96V163H95ZM108 165H109V164H108ZM36 166H37V165H35V167H36ZM103 166H104V165H103ZM1 167H2V166H1ZM24 167H25V166H24ZM95 167H96V166H95ZM5 169H6V168H5ZM14 169H15V168H14ZM1 170H2V169H1ZM9 170H10V168H9ZM4 171H5V170H4ZM10 171H11V170H10ZM6 172H7V171H6ZM38 172H40V170H39ZM4 173H5V172H4ZM5 174H6V173H5ZM36 177H37L38 179H41V180H42V178H41L38 174H36ZM44 177H45V175H44ZM6 178H7V177H6ZM46 178H47V175H46ZM46 178H45V179H46ZM5 180H6V179H5ZM42 181H43V180H42ZM44 182H45V181H44ZM46 182H48V181L46 180ZM50 182H51V181H50ZM5 183H6V181H5ZM27 183H28V182H27ZM51 183H52V182H51ZM32 184H33V182H32ZM3 185H4V184H3ZM60 186H61V185H60ZM32 187H33V186H32ZM51 187H53V186H51ZM100 187H101V185H100ZM2 188H3V187H2ZM7 188H9V186H8ZM13 188H14V187H13ZM30 188H31V187H30ZM40 188H41V187H40ZM45 188H46V187H45ZM91 188H92V187H91ZM96 188H97V187H96ZM109 188H110V187H109ZM109 188H105V189H109ZM113 188H114V187H113ZM11 189H12V188H11ZM34 189H35V188H34ZM34 189L32 188V190H34ZM36 189H37V188H36ZM38 189H39V188H38ZM38 189H37V190H38ZM102 189H103V188H102ZM110 189H111V188H110ZM3 190H4V189H3ZM35 191H36V190H35ZM40 191H41V190H40ZM40 191H38V193H40ZM49 191H50V190H49ZM49 191H48V192H49ZM111 191H112V190H111ZM97 192H98V191H97ZM104 192H105V190H104ZM42 193H43V192H42ZM50 193H51V192H50ZM47 194H48V193H47ZM5 195H6V194H5ZM45 195H46V193H45ZM45 195H43V196H45ZM48 195H49V194H48ZM98 195H100V194H98ZM101 195H102V194H101ZM104 195H105V194H104ZM104 195H103V196H104ZM96 196H97V195H96ZM106 196H107V195H106ZM110 196H111V195H110ZM43 198H44V197H43ZM41 199H42V198H41ZM14 200H15V199H14ZM7 201H9V200H7ZM98 201H99V200H98ZM66 202H67V201H66ZM98 203H99V202H98ZM103 204H104V203H103ZM103 204H102V205H103ZM102 205H101V207H102ZM146 205H147V204H146ZM146 205H145V206H146ZM7 206H8V205H7ZM169 206H170V205H169ZM104 207H105V205H104ZM172 207H173V206H172ZM143 208H144V207H143ZM146 208H147V207H146ZM149 208H150V207H149ZM103 209H104V208H103ZM106 209H108V208H106ZM12 210H13V209H12ZM104 210H105V209H104ZM108 210L110 211V209H108ZM143 210H144V209H143ZM149 211H150V210H149ZM102 212H103V211H102ZM107 212H108V211H107ZM174 212H175V211H174ZM165 213H166V212H165ZM12 215H13V214H12ZM16 215H17V214H16ZM0 216H1V215H0ZM23 218H24V217H23ZM29 218H30V217H29ZM182 218H183V217H182ZM0 219H1V218H0ZM3 219H4V218H3ZM6 219H7V218H6ZM25 219H26V218H25ZM31 219H32V218H31ZM39 219H40V218H39ZM4 220H5V219H4ZM4 220H3V221H4ZM1 221H2V220H1ZM35 221H36V220H35ZM37 221H38V219H37ZM45 221H46V220H45ZM119 221H120V220H119ZM33 222H34V221H33ZM28 223H29V221H28ZM31 223H32V222H31ZM118 223H119V222H115V223H114V226H115V227L117 226V228H120V229H121V227H120L121 224L118 226ZM2 224H3V222H2ZM24 225H25V224H23V226H24ZM34 225H35V224H34ZM50 225H51V223H50ZM11 226H12V225H11ZM15 226H16V225H15ZM23 226H22V227H23ZM29 226H30V225H29ZM40 226H41V225H40ZM19 227H20V225H19ZM19 227H18V228H19ZM41 227H45V226H41ZM52 227H53V226H52ZM32 228H33V227H32ZM46 228H47V226H46ZM123 228H124V226H123ZM21 229H22V228H21ZM21 229H20V230H21ZM39 229H40V228H39ZM42 229H43V228H42ZM52 229H53V228H52ZM134 229H135V228H134ZM37 230H38V229H37ZM12 231H13V230H12ZM29 231H30V230H29ZM35 231H36V230H35ZM38 231H39V230H38ZM52 231H53V230H52ZM18 232H19V230H18ZM48 232H49V231H48ZM143 234H145V233H143ZM50 235H51V234H50Z\"/></svg>",
    "mask_w": 264,
    "mask_h": 264
}]
</instances>
